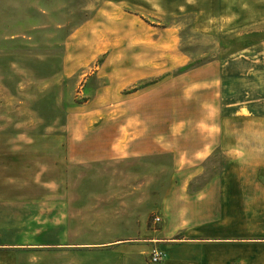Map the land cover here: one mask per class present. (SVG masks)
<instances>
[{
    "label": "rangeland",
    "instance_id": "obj_1",
    "mask_svg": "<svg viewBox=\"0 0 264 264\" xmlns=\"http://www.w3.org/2000/svg\"><path fill=\"white\" fill-rule=\"evenodd\" d=\"M205 138L209 158L185 160ZM141 139L171 150L129 157ZM208 185L203 199L263 236L264 0H0L11 264H154L165 213ZM259 252L247 246V264Z\"/></svg>",
    "mask_w": 264,
    "mask_h": 264
},
{
    "label": "crops",
    "instance_id": "obj_2",
    "mask_svg": "<svg viewBox=\"0 0 264 264\" xmlns=\"http://www.w3.org/2000/svg\"><path fill=\"white\" fill-rule=\"evenodd\" d=\"M8 138L13 140L15 150L23 144L17 136ZM18 139L19 142H16ZM69 141V139H62L60 145H63V149L64 146L69 145ZM211 142L212 139L205 138L192 143L193 146L189 148L188 153H185V160L198 163L209 158V154L214 150ZM150 149L157 153L149 157L150 154L147 153ZM125 150L129 157L141 155L155 161L160 160L163 155H166L164 152L171 149L167 148L166 143L152 144L141 139L128 140L125 143ZM200 174L199 170L188 173L187 170L180 168L173 175L182 177ZM223 176L224 174L221 173V178L218 180L222 187L224 186ZM211 190L212 185H208L192 195L190 199L175 202L165 213L163 224L157 232V247L162 253L159 264H247V246L249 249L257 248L260 251L257 258L262 257L264 234L246 237L247 228L244 221L235 218V222L231 223L229 215H224L223 208L229 206V201L223 198L221 200H213L214 198L210 200L207 197L203 199L204 195H210ZM220 190L222 192V188ZM16 253L19 251L0 250V264H11L12 259L7 260V257H16Z\"/></svg>",
    "mask_w": 264,
    "mask_h": 264
},
{
    "label": "built area",
    "instance_id": "obj_3",
    "mask_svg": "<svg viewBox=\"0 0 264 264\" xmlns=\"http://www.w3.org/2000/svg\"><path fill=\"white\" fill-rule=\"evenodd\" d=\"M160 222V217L155 216L153 223L157 224ZM162 260V253L158 249H153L151 254H150V262L157 264Z\"/></svg>",
    "mask_w": 264,
    "mask_h": 264
}]
</instances>
